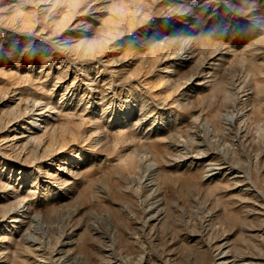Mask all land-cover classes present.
<instances>
[{
    "label": "rangeland",
    "instance_id": "1",
    "mask_svg": "<svg viewBox=\"0 0 264 264\" xmlns=\"http://www.w3.org/2000/svg\"><path fill=\"white\" fill-rule=\"evenodd\" d=\"M0 146V264H264V0H0Z\"/></svg>",
    "mask_w": 264,
    "mask_h": 264
},
{
    "label": "bare ground",
    "instance_id": "2",
    "mask_svg": "<svg viewBox=\"0 0 264 264\" xmlns=\"http://www.w3.org/2000/svg\"><path fill=\"white\" fill-rule=\"evenodd\" d=\"M36 115V117H38V119L35 121V123L34 122H31V125H32V129H38L39 128V126H41L43 123H45V117H43V115H41L40 113H37V114H35ZM45 115V114H44ZM229 120H232V117H229L228 118ZM49 122V121H48ZM25 123V122H24ZM28 124V123H27ZM47 127V126H46ZM24 129V126H23V123H17V124H15V123H11V125L10 126H8V128L7 129H5V131L3 132V133H6V136H5V139H7V142H10V143H12V144H15V145H17L18 147H22L23 145H24V143H26V141H28L29 140V136H27L26 135V130L24 131L23 130ZM39 134V133H38ZM34 136V135H33ZM1 147V146H0ZM199 149V148H198ZM201 159H203V158H201ZM200 158H197L196 160H201ZM209 161V160H208ZM208 163V162H207ZM23 165V164H22ZM154 166V165H153ZM28 167V166H27ZM71 167V166H70ZM206 168V167H205ZM58 171H60V172H56V174L54 173V174H50L48 171H45V172H43V173H40L42 170H40V167L38 168V174H42L41 175V180L40 181H43L44 179L43 178H51V179H56V178H54L55 176L57 177V178H59V180L60 181H63V183H67L68 182V180H69V177H68V174H66V170H65V168H63V169H61L60 167H57L56 168ZM223 169H225V167L223 166V165H220V164H209V167H207L206 168V170H205V173H206V177L208 178V179H211V178H214V177H216V175L219 173V172H221V170H223ZM37 171V170H36ZM232 171V170H231ZM70 175V174H69ZM242 176V175H241ZM62 178H65V179H62ZM240 178H242V177H240ZM5 180H6V182L8 183V185H6L7 187H9V184H11V180H10V178L9 179H6V178H4ZM22 179H23V177H22ZM70 179H71V177H70ZM57 180V179H56ZM212 180V179H211ZM50 181H52V180H50ZM23 182V181H22ZM38 182V181H37ZM242 182V181H241ZM13 183V182H12ZM39 183V182H38ZM51 183V182H50ZM20 184V183H19ZM63 185V184H62ZM32 187H35V186H32ZM36 189V188H35ZM42 189V188H41ZM65 189V188H64ZM4 193V192H3ZM10 199H11V196H10V194L8 195V194H6V193H4V194H2V191L0 190V204L2 205L3 204V202H5V201H10ZM6 203V202H5ZM154 207L153 208H151L148 212L149 213H151L152 215H151V221L152 222H154V221H156V220H158V218L161 216V214H163V207H162V202L161 201H156L155 203H154ZM30 202L29 201H27L26 200V198L25 199H23L20 203H19V206L18 207H16V208H8V209H6L5 210V212H4V216H3V219L4 218H6V216H9V218H11V222L14 224V227L16 226V224H22L23 223V219H25L26 217H27V214H28V211L30 210ZM9 207V206H8ZM2 219V220H3ZM2 220H0V228L1 227H3L4 225H3V221ZM41 221V220H40ZM151 221H150V223H151ZM3 225V226H2ZM154 225V224H153ZM152 225V226H153ZM6 228V227H5ZM8 231V230H7ZM32 240V239H31ZM67 241V240H66ZM34 242H36V240L34 241ZM41 242V241H40ZM39 242V243H40ZM39 243H33L32 244V246H33V248H34V251L35 252H37V253H40L42 250H43V247H44V245L43 244H39ZM64 243V242H63ZM41 245L43 246V247H41ZM222 245V244H221ZM220 245V247L218 248L219 249V252L216 254V258H215V260H214V262H213V264H226V260L228 259V254H227V249H226V247L225 246H221ZM226 245V244H225ZM73 247V244H72V242H65L63 245H62V248L63 249H70V248H72ZM33 251V252H34ZM60 251V250H59ZM73 251V250H72ZM107 252L108 251H111V248L110 249H108V250H106ZM43 252V251H42ZM36 253V254H37ZM61 253V252H60ZM110 253V252H109ZM41 254V253H40ZM70 254H72L71 252H70ZM37 256H39V255H37ZM42 256V255H41ZM41 256H40V258H41ZM67 256V255H66ZM70 256V255H69ZM111 257V256H110ZM244 258V257H243ZM42 259V258H41ZM44 259V258H43ZM42 259V260H43ZM63 259V258H62ZM46 260H48L47 258H46ZM64 260V259H63ZM36 261V260H35ZM41 261V260H40ZM60 261H61V259H60ZM44 262H45V260H44ZM43 262V263H44ZM48 262V261H47ZM231 262V261H230ZM233 262V261H232ZM46 263V262H45ZM44 263V264H45ZM234 263V262H233ZM48 264H50V263H48ZM118 264V263H117ZM250 264V263H249ZM252 264V263H251Z\"/></svg>",
    "mask_w": 264,
    "mask_h": 264
}]
</instances>
